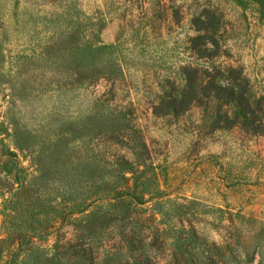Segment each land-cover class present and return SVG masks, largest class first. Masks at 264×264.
<instances>
[{
    "label": "rangeland",
    "instance_id": "rangeland-1",
    "mask_svg": "<svg viewBox=\"0 0 264 264\" xmlns=\"http://www.w3.org/2000/svg\"><path fill=\"white\" fill-rule=\"evenodd\" d=\"M214 68L264 122V0H0V264H264V132L175 102Z\"/></svg>",
    "mask_w": 264,
    "mask_h": 264
},
{
    "label": "trees",
    "instance_id": "trees-1",
    "mask_svg": "<svg viewBox=\"0 0 264 264\" xmlns=\"http://www.w3.org/2000/svg\"><path fill=\"white\" fill-rule=\"evenodd\" d=\"M206 18V21H203L201 18L195 21L198 30L205 31V35H200L192 40L191 49L201 58L214 57L218 54L219 48L217 42L213 41V38L209 34L213 30L217 18L215 14L210 15L209 13L206 15ZM210 43L213 44V48L208 47ZM198 73L196 70L187 71V89L181 100L175 101L179 106L182 105L188 108L190 104L201 102L202 98L214 95V97L222 100L226 104L236 102L241 109V116L244 118L245 125L252 134H262L264 132V122H262V118L258 115V110L251 107L241 87L238 89L236 86L227 88L219 84L218 81L224 75L216 68L213 69L214 74H211L206 80L198 78ZM230 74H232L231 76L238 75V71L231 69ZM176 113L180 112L176 111Z\"/></svg>",
    "mask_w": 264,
    "mask_h": 264
}]
</instances>
